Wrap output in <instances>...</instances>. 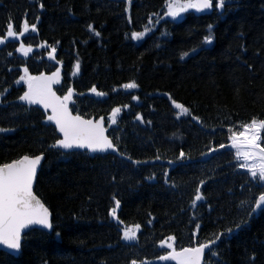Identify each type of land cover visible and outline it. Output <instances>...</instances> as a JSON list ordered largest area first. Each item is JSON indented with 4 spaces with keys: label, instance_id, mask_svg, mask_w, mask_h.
<instances>
[{
    "label": "trees",
    "instance_id": "1",
    "mask_svg": "<svg viewBox=\"0 0 264 264\" xmlns=\"http://www.w3.org/2000/svg\"><path fill=\"white\" fill-rule=\"evenodd\" d=\"M164 2L0 0V165L43 154L34 192L52 215L50 234L30 231L17 257L0 252V264H146L169 243L182 249L221 233L202 264H264V181L240 165L229 139L264 121V0H225L221 13L160 20L133 38ZM9 25L20 40L7 36ZM24 68L29 76L59 71L53 90L71 88L72 112L102 119L117 151L55 148L47 114L19 99ZM125 83L138 87L125 93ZM117 200L120 223L110 215ZM134 225L136 239L123 241Z\"/></svg>",
    "mask_w": 264,
    "mask_h": 264
},
{
    "label": "snow or ice",
    "instance_id": "2",
    "mask_svg": "<svg viewBox=\"0 0 264 264\" xmlns=\"http://www.w3.org/2000/svg\"><path fill=\"white\" fill-rule=\"evenodd\" d=\"M224 6L225 0H217L216 7L224 8ZM40 7L42 8L43 5L41 4ZM189 9H194L198 13L214 10V0H169L168 15L172 18L179 17L182 12H187ZM28 29L29 24L25 22L23 24V33H27ZM31 31H37L35 25L31 26ZM16 35L17 33L13 31V26L9 25L7 36L15 37ZM135 37L136 34L134 33L133 38ZM4 43L5 41L0 39V45ZM205 43H213L212 37H207ZM19 51L27 55L31 49L24 48L21 45ZM55 52L56 49L52 48L49 54L50 60L54 58L53 54ZM9 56H11V53H9ZM79 67V64H77V70H79ZM23 71L27 79H24V77H21V79L27 85V91L19 99L29 105H40L45 111L50 110L51 114L48 115L47 120L54 123L55 130L63 137V139L57 141L56 147L64 150L87 149L91 152L111 150L115 153L117 151L113 142L105 135V129L102 126L103 120L94 122L90 119H83L80 115L72 114V110L69 108L73 97L71 88L63 96H58L53 90V85L59 83V71L54 72L51 76H29L27 68H24ZM137 87L136 83H125L123 85L124 89H136ZM91 91L98 97L104 95V93L98 92L95 87ZM133 99H136V97L133 96ZM174 107L185 114L189 112V109L183 104L174 103ZM120 111L119 107L113 109L112 117L115 118ZM192 118L197 119L195 116ZM136 119L142 121L141 116H137ZM112 122L115 123V119ZM4 131L6 130L0 128V132ZM262 132H264V121L252 120L250 124L243 126V131L234 133L229 139L231 140V148L236 149L238 154L242 153L245 160H248L249 157L252 158L253 163L247 168L251 176L255 178L258 174L259 179L264 181V146H261ZM225 147V144L219 145L220 149ZM212 151L216 152L217 149H212ZM184 155V152L181 151L180 157L183 158ZM42 159V155H37L34 158L25 155L21 159L11 163H4L0 166V246H3L6 250H11V253L20 252L22 248V233L26 229H31L33 226H40L42 229L52 228L48 209L37 199L33 192V183ZM157 159H159L158 156ZM132 162L139 163L138 161ZM197 193H199V189H197ZM201 199L202 196L200 194L195 196L196 201H201ZM259 202H264V194L260 195ZM259 206L260 204L257 203V207ZM117 208H119L118 200L110 215L120 223L116 215ZM236 228L239 229L240 224H237ZM139 229L140 225L125 229L122 238L125 241L135 240L136 232ZM231 231L232 229H228L229 234ZM221 235H224V233L218 235L212 243L215 244ZM57 236H59V233H57ZM168 240H174V237L170 236ZM167 247L173 249V251L170 255L160 256L159 259L162 261L174 260L176 264H202L206 250L211 255H215L209 243L200 244L198 247H186L181 251H175L172 243H169ZM131 264H137V262L133 260Z\"/></svg>",
    "mask_w": 264,
    "mask_h": 264
},
{
    "label": "rangeland",
    "instance_id": "3",
    "mask_svg": "<svg viewBox=\"0 0 264 264\" xmlns=\"http://www.w3.org/2000/svg\"><path fill=\"white\" fill-rule=\"evenodd\" d=\"M168 7H169V2H167V4L165 5V8H164V16H166V17H168V18H172V17H170V16L168 15ZM190 10H191V9H189L188 11H190ZM188 11H187V12H188ZM185 13H186V12H182V13L180 14L179 17L172 18V19H176V20L181 19L182 16H183ZM14 39H15V40H20V36H15ZM26 48H27V47H26ZM22 77H24V79H27V77L25 76V74H23ZM19 82L22 83L23 85H25V89H26V91H27V85L24 83V80L20 79ZM247 124H250V123H247ZM241 131H243V126L239 129L238 132H241ZM234 133H236V132L233 131V132L231 133V135H233ZM233 149H234V148H233ZM234 154H235V156L238 158V160H240L241 165H242L245 169H247V168H248L249 166H251V164L253 163L251 157H249L248 160H245L243 154H242V153H241V154H238L236 149H234ZM250 175H251V173H250ZM257 175H258V174H257ZM263 203H264V202H259V204H263ZM125 229H127V228H125ZM122 240H124V239H122Z\"/></svg>",
    "mask_w": 264,
    "mask_h": 264
},
{
    "label": "water",
    "instance_id": "4",
    "mask_svg": "<svg viewBox=\"0 0 264 264\" xmlns=\"http://www.w3.org/2000/svg\"><path fill=\"white\" fill-rule=\"evenodd\" d=\"M210 10H206V11H204V12H202V13H208ZM40 155H42V154H40ZM37 156V155H36ZM43 156V155H42ZM23 157V156H22ZM22 157H20L19 159H21ZM32 158H34V157H32ZM43 160H44V156H43V159H42V161H41V164H42V162H43ZM2 166V165H1ZM40 167H41V165L38 167V169H37V173L39 172V169H40ZM36 180V179H35ZM35 180H34V183H33V192H34V186H35ZM35 195V194H34ZM37 197V196H36ZM37 199H39L38 197H37ZM40 200V199H39ZM40 202H41V200H40ZM42 203V202H41ZM49 219H50V221H51V214H50V212H49ZM32 229H38V230H41V231H44V232H47V233H50L51 232V229H42V228H40V226H33L31 229H26L25 230V232L24 233H22V236L23 235H25L27 232H29L30 230H32ZM210 247H211V245H210ZM0 251H4L5 253H7V254H9V255H12V256H14V257H16L17 255H18V253H11V250H6V249H4L3 248V246H0ZM181 251V250H180ZM172 252V251H171ZM170 252V253H171ZM208 252V250H206V252H205V254ZM170 253H168V254H166V255H170ZM171 263H174V264H176V261H174V260H168V261H162V260H160L159 258L158 259H156V260H154L153 261V264H171Z\"/></svg>",
    "mask_w": 264,
    "mask_h": 264
},
{
    "label": "bare ground",
    "instance_id": "5",
    "mask_svg": "<svg viewBox=\"0 0 264 264\" xmlns=\"http://www.w3.org/2000/svg\"><path fill=\"white\" fill-rule=\"evenodd\" d=\"M14 5H15V6H20V5H19V4H17V3H16V4H14Z\"/></svg>",
    "mask_w": 264,
    "mask_h": 264
}]
</instances>
